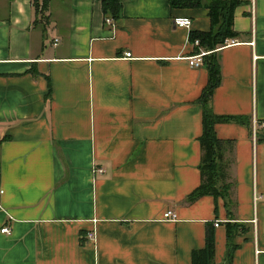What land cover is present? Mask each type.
Segmentation results:
<instances>
[{
    "label": "crops",
    "instance_id": "1",
    "mask_svg": "<svg viewBox=\"0 0 264 264\" xmlns=\"http://www.w3.org/2000/svg\"><path fill=\"white\" fill-rule=\"evenodd\" d=\"M120 1L112 19L99 0H50L44 24L33 0H0V264H192L207 225L211 264H229L228 247L230 264H264V129L251 131L264 121V0H238L235 35L214 49L209 107L245 121L213 125L231 140V220L219 197L186 200L207 84L187 61L207 51L188 36L209 29L207 10Z\"/></svg>",
    "mask_w": 264,
    "mask_h": 264
},
{
    "label": "trees",
    "instance_id": "2",
    "mask_svg": "<svg viewBox=\"0 0 264 264\" xmlns=\"http://www.w3.org/2000/svg\"><path fill=\"white\" fill-rule=\"evenodd\" d=\"M50 0H33L35 10V20L45 24L47 20L46 11ZM101 11L104 17L116 19L121 15L120 0H99ZM239 3L238 0H168L171 8H185L191 6H203L207 10L209 19V29L207 31H190L189 41H197L195 47L202 48L207 53L201 56V63L205 64L207 72V84L201 90L198 101L202 106L201 113V133L198 137L199 144V183L187 196L186 200L209 195L213 198H221L227 220L232 219L230 206L232 201L229 196L230 183L228 181V166L231 163L230 139H219L214 134L213 125L217 122L234 121L245 123L241 117L216 115L209 107V99L212 89L217 85L219 78L218 58L214 49L224 44L226 38H232L235 35L232 29V16L234 7ZM6 136L0 137V143ZM226 225H231L228 222ZM229 239V228L226 230ZM213 252V234L210 225L206 226L205 244L200 256L201 259L192 255V264H211L210 259ZM231 248H227L226 261L230 264Z\"/></svg>",
    "mask_w": 264,
    "mask_h": 264
},
{
    "label": "built area",
    "instance_id": "3",
    "mask_svg": "<svg viewBox=\"0 0 264 264\" xmlns=\"http://www.w3.org/2000/svg\"><path fill=\"white\" fill-rule=\"evenodd\" d=\"M105 22H109V19L106 18L105 19ZM172 23H173L174 26H177V27H188L190 25V20L187 17H174L172 19ZM194 43H196V41H194ZM203 54H204V52H199L196 55H193L191 57H188L187 58L188 64L190 66H192V67L198 66L201 63V56ZM124 56L125 57H128L129 56V53L128 52H125L124 53ZM256 126L264 129V121L257 122V123L256 122H253L252 127H251V131H252L253 134H254V130H255ZM255 199L256 198H254V200ZM261 200L264 201V198H261ZM162 216L165 219H173L174 218V214L171 211H168V210L165 211L162 214ZM213 225L216 226L217 225V222L214 221ZM1 232L9 234L10 233V229H9L8 226L5 225L4 227L1 228ZM89 236H92V234H89Z\"/></svg>",
    "mask_w": 264,
    "mask_h": 264
},
{
    "label": "rangeland",
    "instance_id": "4",
    "mask_svg": "<svg viewBox=\"0 0 264 264\" xmlns=\"http://www.w3.org/2000/svg\"><path fill=\"white\" fill-rule=\"evenodd\" d=\"M48 11H50V9H48V10L46 11V13H47Z\"/></svg>",
    "mask_w": 264,
    "mask_h": 264
}]
</instances>
